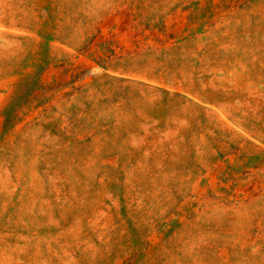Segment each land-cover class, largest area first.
I'll return each instance as SVG.
<instances>
[{
    "label": "rangeland",
    "instance_id": "1",
    "mask_svg": "<svg viewBox=\"0 0 264 264\" xmlns=\"http://www.w3.org/2000/svg\"><path fill=\"white\" fill-rule=\"evenodd\" d=\"M0 264H264V0H0Z\"/></svg>",
    "mask_w": 264,
    "mask_h": 264
}]
</instances>
